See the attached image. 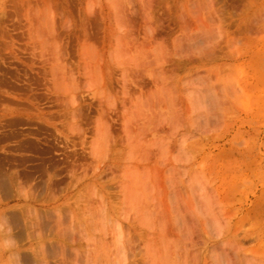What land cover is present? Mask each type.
<instances>
[{"label": "rangeland", "instance_id": "1", "mask_svg": "<svg viewBox=\"0 0 264 264\" xmlns=\"http://www.w3.org/2000/svg\"><path fill=\"white\" fill-rule=\"evenodd\" d=\"M0 264H264V0H0Z\"/></svg>", "mask_w": 264, "mask_h": 264}, {"label": "bare ground", "instance_id": "2", "mask_svg": "<svg viewBox=\"0 0 264 264\" xmlns=\"http://www.w3.org/2000/svg\"><path fill=\"white\" fill-rule=\"evenodd\" d=\"M4 178H5V177H4ZM16 179H17V178H16ZM10 190H11V189H10ZM7 192H9V191L7 190ZM7 192H6V193H7ZM7 194H8V193H7ZM32 199H33V198H32ZM16 211H17V210H16ZM8 214H10L11 219H14V224H16L17 222H19V220L17 219V213L15 212V210H14L13 212H12V211L9 212ZM38 218H39V217H38ZM7 219H8V218H6V222L8 221ZM19 219H20V218H19ZM17 220H18V221H17ZM48 221H49V220H47V221L45 220L44 223H45V222H48ZM48 223H49V222H48ZM40 225H41V224H40ZM43 227H45V226H43ZM8 230H10V229H8ZM26 254H27V253H26ZM26 257H27V256H26ZM26 257L24 256V258H23V257H22V258L25 260ZM29 258H30V257H29ZM27 259H28V258H27Z\"/></svg>", "mask_w": 264, "mask_h": 264}]
</instances>
